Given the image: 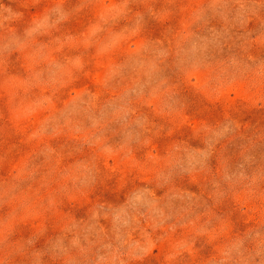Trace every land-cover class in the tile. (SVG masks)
<instances>
[{"label":"rangeland","instance_id":"obj_1","mask_svg":"<svg viewBox=\"0 0 264 264\" xmlns=\"http://www.w3.org/2000/svg\"><path fill=\"white\" fill-rule=\"evenodd\" d=\"M0 264H264V0H0Z\"/></svg>","mask_w":264,"mask_h":264}]
</instances>
